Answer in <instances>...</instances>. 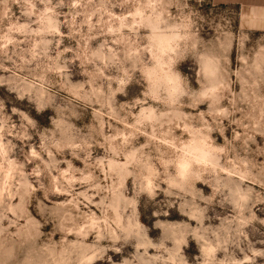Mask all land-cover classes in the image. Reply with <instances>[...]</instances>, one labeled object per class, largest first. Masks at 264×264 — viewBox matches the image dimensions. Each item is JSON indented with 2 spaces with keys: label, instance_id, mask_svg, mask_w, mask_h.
<instances>
[{
  "label": "clouds",
  "instance_id": "1",
  "mask_svg": "<svg viewBox=\"0 0 264 264\" xmlns=\"http://www.w3.org/2000/svg\"><path fill=\"white\" fill-rule=\"evenodd\" d=\"M240 2L0 0V264H264V0Z\"/></svg>",
  "mask_w": 264,
  "mask_h": 264
},
{
  "label": "rangeland",
  "instance_id": "2",
  "mask_svg": "<svg viewBox=\"0 0 264 264\" xmlns=\"http://www.w3.org/2000/svg\"><path fill=\"white\" fill-rule=\"evenodd\" d=\"M223 7H224L223 5L220 6V8H223ZM237 7L239 8L238 5H237ZM220 8L216 9V11L217 12L220 11ZM13 10L15 11V9H13ZM202 11L206 15H211V13H212V10L207 5L202 9ZM239 27L243 28V24L242 23L239 24ZM202 34H203L205 39H211L213 36L216 35V33L211 31V29H209V28H205ZM255 35H260V33L259 32H255L254 36ZM65 45L76 46L74 41L69 42L68 40H65ZM68 55L71 56L72 54L69 53ZM182 69L184 71H187V67L186 66H182ZM73 73H74V76H73L74 81L79 82L80 80L84 79V77L79 75L78 67H74L73 68ZM0 96H9V94L4 89L0 88ZM10 98H12V97H10ZM118 99H123V97H118ZM19 106L24 108V109L30 110V114L32 115V117L34 119L38 120L41 125H47L48 124V116L52 114L50 110L45 112V113H43V114H38V113L35 112L34 109H31V106L28 105L27 101L21 102L19 104ZM77 107H78V110H81L79 108V106H77ZM96 107H98V105ZM85 116H86V119L89 122L95 123L96 126H98L101 129H104V130H107V127H120V128H122L124 126L122 124H119L117 121L109 120L108 117L103 116V115L98 117L97 121H92V119H91V110H89L85 114ZM229 136H231V133L229 134ZM261 159L264 160V158H261ZM74 163L76 164L77 167H82V165L80 164L79 161H74ZM38 195H42V194H38ZM63 199H64V197H53V198H50V200L44 201V203L47 205V209L54 211L55 210V205L57 203L63 201ZM29 212L37 220H40L41 223H44L46 220H50L51 219V217H50V215L48 214L47 211H45L43 215H37V212H36L35 208L34 207H30L29 208ZM172 218L175 219V218H179V217L174 215ZM22 223H23V221H22ZM51 228H52V224L49 223L47 225V227H45L44 231L45 232H50ZM188 252H189V254H194L196 252V248H195L194 243L190 246V248L188 249Z\"/></svg>",
  "mask_w": 264,
  "mask_h": 264
},
{
  "label": "crops",
  "instance_id": "3",
  "mask_svg": "<svg viewBox=\"0 0 264 264\" xmlns=\"http://www.w3.org/2000/svg\"><path fill=\"white\" fill-rule=\"evenodd\" d=\"M245 4H246V0H241L240 4H238L239 8H243L245 7Z\"/></svg>",
  "mask_w": 264,
  "mask_h": 264
}]
</instances>
